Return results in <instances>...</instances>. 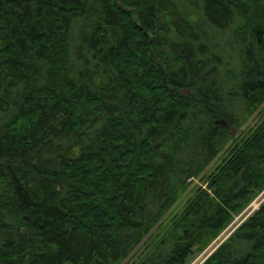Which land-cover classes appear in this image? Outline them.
Here are the masks:
<instances>
[{"label":"trees","instance_id":"trees-1","mask_svg":"<svg viewBox=\"0 0 264 264\" xmlns=\"http://www.w3.org/2000/svg\"><path fill=\"white\" fill-rule=\"evenodd\" d=\"M263 102L264 0H0V264H119ZM262 190L264 121L136 264ZM204 264H264V202Z\"/></svg>","mask_w":264,"mask_h":264},{"label":"rangeland","instance_id":"rangeland-1","mask_svg":"<svg viewBox=\"0 0 264 264\" xmlns=\"http://www.w3.org/2000/svg\"><path fill=\"white\" fill-rule=\"evenodd\" d=\"M244 46H246L244 48ZM241 48L253 47V41L250 45H244ZM264 121V102L253 110L250 114L243 116L236 126L229 127V135L221 146L217 156L210 165L199 175L188 180L189 185L179 195L175 203L170 207L153 230L144 238V240L132 251L131 255L119 264H136L138 263L153 247L159 235L167 232L171 225L177 221V217L184 212L185 208L203 189L208 188L209 178L225 162V160L235 150L236 145H240L253 130L257 129ZM211 193V191H209ZM264 202V190L257 193L251 202L241 212L234 215L231 223L203 250H196L195 254L188 260L187 264H204L212 253L224 243L236 229L247 220Z\"/></svg>","mask_w":264,"mask_h":264},{"label":"water","instance_id":"water-1","mask_svg":"<svg viewBox=\"0 0 264 264\" xmlns=\"http://www.w3.org/2000/svg\"><path fill=\"white\" fill-rule=\"evenodd\" d=\"M182 94H191V92H189L186 89H184V90H182Z\"/></svg>","mask_w":264,"mask_h":264}]
</instances>
